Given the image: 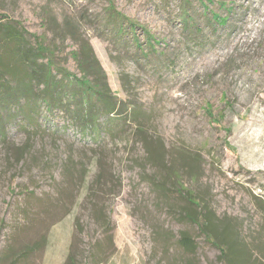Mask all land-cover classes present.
Wrapping results in <instances>:
<instances>
[{
    "label": "rangeland",
    "instance_id": "obj_1",
    "mask_svg": "<svg viewBox=\"0 0 264 264\" xmlns=\"http://www.w3.org/2000/svg\"><path fill=\"white\" fill-rule=\"evenodd\" d=\"M204 2L224 27L200 0H113L139 49L109 0H0L1 82L45 63L1 33L20 23L21 50L45 38L78 78L91 52L120 102L92 124L50 112L40 83L33 102L1 96L0 264H264V0Z\"/></svg>",
    "mask_w": 264,
    "mask_h": 264
},
{
    "label": "trees",
    "instance_id": "obj_2",
    "mask_svg": "<svg viewBox=\"0 0 264 264\" xmlns=\"http://www.w3.org/2000/svg\"><path fill=\"white\" fill-rule=\"evenodd\" d=\"M109 1L110 4L107 10L111 18L120 23V26L118 25L120 27V33L131 34L133 42L139 49H141L140 36L138 33V29L140 28L139 24L119 12L114 6L113 0ZM200 1L202 2L201 4L204 11L210 13V25L215 30H219L221 27H224L227 23L228 15L223 17L220 15L219 11L210 10L208 7L209 5H204V0ZM218 8V10L221 9L227 10L229 13L231 12V9L224 2H218ZM7 18V16L0 15V27L3 26L1 24L2 21ZM180 20L186 32H191V30L196 28L194 17L190 14L186 7L181 9ZM126 23L127 27L124 29V24ZM9 24L11 23H7L8 26H10ZM17 26L18 27L10 26L9 29L5 27V29H2L1 33H6V38L13 42H17L20 46H17V48L22 49L26 42L25 37L27 33L20 23H18ZM141 32L145 38L146 44H148V47L151 51H155L157 45L155 37L147 29L141 28ZM31 37L35 40V46L28 50L20 49V52L18 51V55H21V58L24 62H27L28 65H35V63L42 58L45 59V63L43 65L36 64L37 67L33 69L34 73L29 85H21V87L17 88L13 87L11 84H7L3 80L2 81L4 83L0 81V98L2 95L7 94L11 96L10 98H16V100H14L16 103L20 102L19 99L23 98V100L26 99V101L33 102L35 101L36 84L40 83L44 89L41 95L36 96L46 104L47 109L50 112L57 107L56 103L69 106V112L71 110L70 106H73V112L80 120L92 124L95 123L98 116L105 114L110 115L118 107H120V102L117 101V98L111 93L108 77L105 71L91 52L89 56L86 51H83L82 54L78 55V68L81 73L80 78H78L59 65L55 57V47L47 45L45 38L43 39L36 35H31ZM54 72L55 75L53 74ZM58 76H60V78H58ZM3 115L7 120V114ZM262 211L264 212V207H262ZM203 218V212H201L200 220L198 221V225L201 229L204 227V223L202 221Z\"/></svg>",
    "mask_w": 264,
    "mask_h": 264
}]
</instances>
